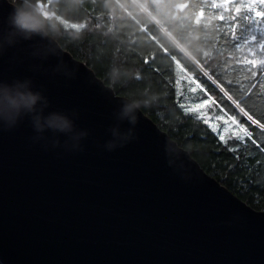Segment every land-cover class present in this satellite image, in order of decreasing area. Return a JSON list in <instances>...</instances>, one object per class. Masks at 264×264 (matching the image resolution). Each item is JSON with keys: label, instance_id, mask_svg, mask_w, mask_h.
I'll return each instance as SVG.
<instances>
[{"label": "water", "instance_id": "water-1", "mask_svg": "<svg viewBox=\"0 0 264 264\" xmlns=\"http://www.w3.org/2000/svg\"><path fill=\"white\" fill-rule=\"evenodd\" d=\"M12 12L13 2L0 0V85L26 84L43 97L39 112L63 114L72 128L37 129L0 93V261L264 264V211L141 109L132 123L125 96L56 39H24Z\"/></svg>", "mask_w": 264, "mask_h": 264}, {"label": "trees", "instance_id": "trees-1", "mask_svg": "<svg viewBox=\"0 0 264 264\" xmlns=\"http://www.w3.org/2000/svg\"><path fill=\"white\" fill-rule=\"evenodd\" d=\"M246 1L240 0L234 7L233 0L49 3L56 13V40L64 49L88 64L117 94H136L137 99L155 96L141 110L187 149L210 175L247 204L264 211V147L257 151L247 141L238 142L232 135L223 134L228 140L225 144L219 140L221 131H213V125L204 123L205 108L187 111L190 101H199L196 97H204L201 95L205 93L214 99L218 111L235 118L244 132V117L264 128L246 108L252 106L249 93L254 97L256 87V73L247 66L264 62V19L251 17L252 6ZM210 2L211 9L205 11L203 6ZM229 15L235 21L230 28L224 23ZM218 65L220 73L213 75ZM241 67L246 70L238 72ZM113 68L126 73L115 85L108 76ZM145 91L147 97L141 95ZM255 111L264 115L259 107ZM262 133L264 130H256L264 140ZM234 147L235 152L231 151Z\"/></svg>", "mask_w": 264, "mask_h": 264}, {"label": "clouds", "instance_id": "clouds-1", "mask_svg": "<svg viewBox=\"0 0 264 264\" xmlns=\"http://www.w3.org/2000/svg\"><path fill=\"white\" fill-rule=\"evenodd\" d=\"M47 13V15H45ZM56 13L50 6L49 0H13V12L10 14L9 23L14 30L24 39H30L33 34H39L42 37L57 39L56 35ZM62 50L63 45L58 44ZM122 73L119 68H113L108 73L109 79L113 85L119 82ZM23 87L26 90H17L12 94L13 88ZM0 93H3L9 100L11 108L15 109L17 117L23 114L31 115L33 118L34 127L43 129L45 125L54 130L66 132L72 128V122L63 114L53 113L44 116L38 111L37 106L43 102V97L39 92H34L27 85L7 86L0 85ZM147 97V92L141 93ZM155 96L145 99H137L136 94H130L122 99V114L130 117L132 123L137 121L136 113L141 108L149 106ZM13 119L9 127L15 124Z\"/></svg>", "mask_w": 264, "mask_h": 264}, {"label": "snow or ice", "instance_id": "snow-or-ice-1", "mask_svg": "<svg viewBox=\"0 0 264 264\" xmlns=\"http://www.w3.org/2000/svg\"><path fill=\"white\" fill-rule=\"evenodd\" d=\"M240 2V0H233V7L238 4ZM186 6H191L186 5ZM205 11L207 9H211V2L208 3L206 6H203ZM256 7L260 8L262 11H264V0H257V5ZM218 11V10H217ZM45 15H47V13H45ZM236 19H240V17H237ZM224 23L229 25V28L231 27L232 23H235L234 20H232L229 16H226L224 18ZM264 54V52L261 53V55ZM207 59V58H205ZM247 69L254 71L256 73L254 79L255 82V96L253 97L251 93H249V102L252 103V106L250 107L249 105H246V108H248V110L252 113V115L259 120V122L261 124H264V115H260L257 111H255L256 107H259L261 109V111H264V79H262V77H264V62H262L260 65H257L255 67L248 65ZM246 69L244 67H241L239 69H237L238 72H243ZM219 72V65L217 66V69H213V75H218ZM240 83H243L242 81ZM243 90V89H242ZM198 105V104H197ZM196 105V106H197ZM204 105H201L199 108L203 107ZM181 107H183V105H181ZM187 111H192V109H187ZM244 117V116H243ZM223 120V119H221ZM245 120V132L244 133H240V132H235L232 133V137L233 139H235L236 141H247L248 143L252 144L257 151H260V149L262 147H264V140H261L260 137L256 134V130L260 129V130H264V128L259 127V125L257 124H253L252 121L248 120L247 117H244ZM205 124H208L209 121L205 120L204 121ZM213 131H215V127H213ZM224 131H227V129H224ZM264 134V133H262ZM219 140L224 142L225 144L228 143V140L226 139V137L221 134L219 135ZM231 151L235 152L237 151V148H232Z\"/></svg>", "mask_w": 264, "mask_h": 264}, {"label": "rangeland", "instance_id": "rangeland-1", "mask_svg": "<svg viewBox=\"0 0 264 264\" xmlns=\"http://www.w3.org/2000/svg\"><path fill=\"white\" fill-rule=\"evenodd\" d=\"M245 3L246 5L252 6L250 9L251 17L257 16L258 18L261 17L264 19V11L256 7L257 0H247ZM73 25L76 27L80 26L79 24H73ZM261 27L264 28V25H262ZM185 75L186 77L189 78V80H191V78L187 76L188 74ZM201 96L204 97H200V96L196 97L199 101H190L189 103L190 109L201 111L203 108H205L206 120L209 121L210 125H213V127L221 131L222 134L229 136L235 132H240V133L244 132V130L242 129V127L239 125L238 121L235 118L225 115L222 111L221 112L218 111V105L215 104V101L211 96H208L205 93L204 95ZM201 105L204 106L199 108ZM224 129H227V131H224Z\"/></svg>", "mask_w": 264, "mask_h": 264}, {"label": "bare ground", "instance_id": "bare-ground-1", "mask_svg": "<svg viewBox=\"0 0 264 264\" xmlns=\"http://www.w3.org/2000/svg\"><path fill=\"white\" fill-rule=\"evenodd\" d=\"M216 82V81H215Z\"/></svg>", "mask_w": 264, "mask_h": 264}]
</instances>
